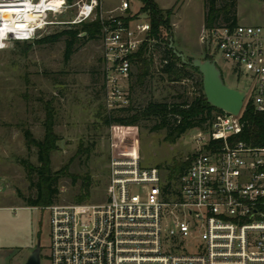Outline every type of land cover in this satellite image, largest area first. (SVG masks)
<instances>
[{
  "label": "built area",
  "instance_id": "2783aa9c",
  "mask_svg": "<svg viewBox=\"0 0 264 264\" xmlns=\"http://www.w3.org/2000/svg\"><path fill=\"white\" fill-rule=\"evenodd\" d=\"M0 0V51L34 42L52 26L100 18L103 87L108 114L132 105L129 83L136 56L152 30L148 15L103 19L100 0H78L72 22L59 23L67 0ZM260 22L204 28L209 60L220 56L249 80L244 108L264 115V0ZM217 65V64H216ZM214 115L193 138L194 154L176 179L144 168L138 157L113 158L105 201L52 205L51 264H264V139L239 140L242 114ZM115 148V147H114Z\"/></svg>",
  "mask_w": 264,
  "mask_h": 264
},
{
  "label": "rangeland",
  "instance_id": "374dc122",
  "mask_svg": "<svg viewBox=\"0 0 264 264\" xmlns=\"http://www.w3.org/2000/svg\"><path fill=\"white\" fill-rule=\"evenodd\" d=\"M78 0L68 3L56 18L72 22ZM130 5L131 16L143 17L144 4L138 0H100L103 19L121 15L123 2ZM163 11H173V37L164 32L162 51L154 53L150 74L142 85L137 83V67L129 83L131 110L116 113L126 118L147 110L150 104L176 106L198 96L196 80L171 82L162 73L166 42L187 60H209L201 42L206 22V0H154ZM262 2L238 0L237 16L241 23L255 24L262 19ZM221 3L217 6L220 7ZM95 19L86 23L92 24ZM218 25H225L222 19ZM72 26H52L38 39L55 35ZM77 28V27H74ZM84 36V35H82ZM38 40L34 41L37 42ZM33 44L26 48L11 43L0 51V264H26L41 245V264L50 262V212L46 207H28V200L39 196V173H29L25 164L41 167L38 149L29 148L24 131L30 130L37 141L45 138V122L53 116L57 149L50 155L51 175L61 170L54 188L58 195L53 205L70 206L80 192L84 179L92 181L90 198L84 204L105 201L110 163L113 158L138 157L144 168H158L164 176L171 168L187 162L194 154L193 138L199 129L185 133L175 144L166 141L168 130H158L156 117L141 119L132 127L117 122L107 125L103 87V47L101 39L81 41L74 55L65 60V39L51 44ZM224 82L233 89L249 92V80L236 76L231 64L214 58ZM115 147V148H114ZM79 178L76 183L74 179Z\"/></svg>",
  "mask_w": 264,
  "mask_h": 264
},
{
  "label": "trees",
  "instance_id": "16d2710c",
  "mask_svg": "<svg viewBox=\"0 0 264 264\" xmlns=\"http://www.w3.org/2000/svg\"><path fill=\"white\" fill-rule=\"evenodd\" d=\"M73 0H67L70 4ZM144 4L142 12L147 13L150 18L152 30L148 36V41L142 46L139 54L136 56V66L138 74L136 76L137 83L142 85L150 74L154 61L155 51L161 50L164 43V32L173 37V30L171 24V17L173 11H163L159 8L154 0H138ZM221 3L220 7L217 5ZM237 7L238 0H206V22L205 29L218 27V20L222 19L225 25H236L237 23ZM100 12V11H99ZM77 27V28H74ZM102 25L100 18L96 22L89 24L84 23L79 26H72L68 30H64L55 35L47 36L34 44H51L65 39L66 51L65 60L69 61L74 55L76 45L81 41H92L101 39ZM85 34V36H82ZM30 42H16L17 46L23 45L26 48L32 47ZM162 58V73L167 75L171 82L181 83L183 81L196 80V87L198 88V96L191 102H184L176 106H168L164 104H150L147 110L136 113L131 117L115 118L116 113L127 112L131 107L120 112L108 114L104 118L107 125L114 122L119 123L124 127H132L136 125L141 119L149 117H156L160 120L157 126L158 130L167 129L168 135L166 141L175 144L185 133L190 130H208L214 120V115L221 113L211 107L204 95L203 79L197 69L189 65H184L176 55L173 54L169 48L168 41L165 48H163ZM192 62V60H188ZM132 74V78H133ZM131 78V80H132ZM132 106V105H131ZM243 132L239 140L252 142L254 145L262 143L264 139V115L257 113L254 108L247 104L242 114ZM24 137L29 148L35 147L38 149L41 167L35 169L31 164H25V167L30 174L34 172L39 173V196L36 200H28V207H50L54 204L58 195V190L54 188L55 182L59 175L65 174L66 170L59 171L56 175H51L50 155L53 150L57 149V138L54 133V120L51 114H48L45 122V138L43 141H37L30 130L24 131ZM192 158V157H191ZM190 161L182 162L174 168H171L170 180H176L183 171L189 166ZM79 178L74 179V183ZM92 181L89 177L84 179L80 187V192L74 197L75 204H84L90 198V187Z\"/></svg>",
  "mask_w": 264,
  "mask_h": 264
},
{
  "label": "water",
  "instance_id": "95a60500",
  "mask_svg": "<svg viewBox=\"0 0 264 264\" xmlns=\"http://www.w3.org/2000/svg\"><path fill=\"white\" fill-rule=\"evenodd\" d=\"M85 36V34H83ZM170 49L184 65L197 69L203 79V91L208 104L221 112L239 116L244 108L246 92L233 89L224 82L218 66L211 60L195 59L188 62L185 56L179 53L171 44ZM26 264H41V245L32 254Z\"/></svg>",
  "mask_w": 264,
  "mask_h": 264
},
{
  "label": "bare ground",
  "instance_id": "6f19581e",
  "mask_svg": "<svg viewBox=\"0 0 264 264\" xmlns=\"http://www.w3.org/2000/svg\"><path fill=\"white\" fill-rule=\"evenodd\" d=\"M46 1L47 0H44L43 3L46 2ZM62 3H63V0H57V1H54V4L53 5L60 6Z\"/></svg>",
  "mask_w": 264,
  "mask_h": 264
},
{
  "label": "crops",
  "instance_id": "0c3cea01",
  "mask_svg": "<svg viewBox=\"0 0 264 264\" xmlns=\"http://www.w3.org/2000/svg\"><path fill=\"white\" fill-rule=\"evenodd\" d=\"M158 5V4H157ZM159 6V5H158ZM0 253H2V250H1V248H0ZM1 255V254H0Z\"/></svg>",
  "mask_w": 264,
  "mask_h": 264
}]
</instances>
